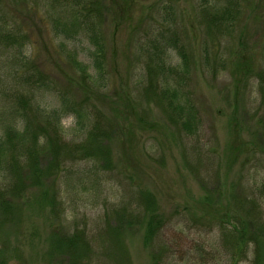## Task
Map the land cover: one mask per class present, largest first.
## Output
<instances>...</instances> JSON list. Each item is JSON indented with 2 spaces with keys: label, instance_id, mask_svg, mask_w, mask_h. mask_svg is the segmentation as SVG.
I'll return each instance as SVG.
<instances>
[{
  "label": "rangeland",
  "instance_id": "374dc122",
  "mask_svg": "<svg viewBox=\"0 0 264 264\" xmlns=\"http://www.w3.org/2000/svg\"><path fill=\"white\" fill-rule=\"evenodd\" d=\"M124 1L126 5L99 0L100 19L94 26L104 46L99 76L86 28L78 26L76 32L66 34L56 30V14L63 7L72 8L73 0H0V35L13 31L27 39L23 48L20 42L0 41V132L22 128L14 108L18 96L30 97L45 115L56 112L63 139L69 143L82 142L92 123L71 109L62 110V95L76 108L101 113L106 121L119 125L111 135L109 168L91 161L67 167L58 182L63 205L58 221L53 222L48 209L38 207L35 190L23 198L27 203L20 202V211L10 219L0 215V249H6L3 255L9 264H67L56 256H44L51 233L64 231H85L93 264H196L197 245L210 251L219 243L217 227L210 228L203 219H210L213 212L204 209L202 185L221 188L225 208L238 183L247 188L264 181V91L257 77L259 69H264V0H240L244 12L235 33L221 44L207 38L212 57L220 53L225 59L231 53L235 57L233 66L228 62L215 75L200 67L204 36L198 19L203 0ZM165 5H170L172 25L183 32V43L195 63L183 86L200 122L192 137L173 128L144 93V62L137 54L144 50L135 41L143 39L151 16L157 20L154 28L160 25ZM62 19L61 24L69 20ZM70 55L89 69L92 93L77 89L76 83L83 80ZM165 58L168 67L179 66L174 51H167ZM243 65L253 69L249 76L240 73ZM33 69L44 75L45 87L28 86L26 79ZM142 191L155 196L165 221L154 249L144 242V230L122 225L120 236L114 233L120 226L114 212ZM251 259L252 254L236 264H250Z\"/></svg>",
  "mask_w": 264,
  "mask_h": 264
},
{
  "label": "trees",
  "instance_id": "16d2710c",
  "mask_svg": "<svg viewBox=\"0 0 264 264\" xmlns=\"http://www.w3.org/2000/svg\"><path fill=\"white\" fill-rule=\"evenodd\" d=\"M203 1L204 4L199 8L198 19L204 36L200 67L202 72L215 75L225 69L228 62L232 61L233 66L235 57L233 53L227 59L223 53L212 57L209 53L208 39L216 38L221 44L225 38L232 36L243 17L244 5H240V0H217L214 3L209 0ZM112 3L126 5L124 0H112ZM98 5L99 0H73L72 8L63 7L64 10L56 14V30L59 34H66L71 30L76 32L78 26H84L88 39L94 47V63L99 69V76H102L100 74L103 73L104 46L97 30L94 31L95 21L97 18L100 19ZM169 6L165 5L161 8L162 14L158 20L161 23L157 28L153 26L157 24V20L154 21L153 16L149 18L151 22L148 31L144 33L143 39L137 38L135 43L144 50V53L137 54L144 62L146 75L142 82H147L145 97L157 104L173 128L183 135L192 137L199 131L200 122L194 105L183 93V86L192 76L195 63L188 47L183 43L181 37L183 32H179L177 25H172L173 13L169 11ZM157 13L159 16L160 9ZM64 17L69 20L61 24L60 21ZM80 19H83L82 23ZM3 20L5 21L2 19V22ZM1 40L11 44L20 42L21 48L27 42L26 37L13 31L5 36L0 35ZM170 50L174 51L179 59V66L176 68L167 66L165 54ZM68 58L83 80L81 82L80 79L79 83H76L77 89L92 93L93 76L90 75L89 69L77 62L73 55ZM248 68L243 65L239 69L240 73L249 76L253 69L251 71ZM31 71L32 74L26 79L28 86L45 87L44 75L36 69ZM257 77L264 91L263 68L259 69ZM60 98V108L71 109L80 119L90 121L92 123L90 130L82 142H66L63 139L60 116L56 112L45 115L37 107L38 105L34 106L30 97L16 98L14 108L21 116L22 128L18 130L8 127L0 132V179L2 180L0 215L3 220L17 214L20 211V202L27 203L23 198L30 191L35 190L39 192L33 195L38 207L48 209L53 222L58 221L63 210L58 182L67 167L80 161L94 162L103 169L109 168L111 164V135L114 131H118L119 125L113 121H106L101 113L92 114L78 105L80 109L76 108L70 98L64 95ZM86 102L88 101L84 103L87 104ZM148 125L151 127L153 124ZM261 139L264 142V128L261 131ZM202 188L205 192L204 209L213 212L210 219L207 216L203 219L209 222L210 228L217 227L219 243L216 250L211 248L210 251L204 245H197L193 256L195 263L236 264L240 258L248 259L252 254L250 264H264V181L247 188H244L242 183H238L236 191L228 197L225 208L221 206V188L207 184L202 185ZM114 217L121 226L114 230L116 236L120 234L122 225L144 230V242L153 249L165 226L156 198L148 191H142L120 212H114ZM85 235V231H76L72 234L65 231L52 232L48 241L49 248L44 256L47 258L56 256L58 260H67V264H93L91 245ZM2 249H0V264H9L3 255L6 249Z\"/></svg>",
  "mask_w": 264,
  "mask_h": 264
}]
</instances>
